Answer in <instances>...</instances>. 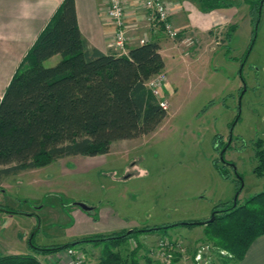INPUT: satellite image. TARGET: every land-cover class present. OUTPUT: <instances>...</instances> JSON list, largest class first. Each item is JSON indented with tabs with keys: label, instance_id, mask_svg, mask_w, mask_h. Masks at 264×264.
<instances>
[{
	"label": "rangeland",
	"instance_id": "374dc122",
	"mask_svg": "<svg viewBox=\"0 0 264 264\" xmlns=\"http://www.w3.org/2000/svg\"><path fill=\"white\" fill-rule=\"evenodd\" d=\"M230 4L234 18L221 19L218 21L221 24L210 33L205 32L203 39L200 37L206 48L197 57L192 55L198 40L192 31L179 32L174 44L161 30L168 43L178 44L186 60H177L172 54L165 56L166 75L162 70L165 79L157 99L165 101L167 114L153 133L114 141L105 154L63 157L1 179L0 206L36 216L37 244L61 245L113 233L70 235L69 231L65 234L66 228L74 224L75 211L82 220L93 216L95 228L110 223V218L97 216L98 204L116 210V216L122 219L117 221L137 224L132 230L209 219L215 206L232 201L238 186L234 172L243 178L239 204L264 189V175L252 173L253 143L264 139V2L254 44L240 76V61L250 44L253 24L244 0ZM187 38L192 44L184 43ZM211 49L216 52L212 53ZM58 59V55L54 56L44 64L51 66ZM228 140L230 145L224 158L236 171L218 160L219 151ZM219 143L220 147H215ZM214 161L228 178L219 174ZM74 202H83L93 210L95 206V214L92 210H81ZM2 216L5 215L0 212ZM32 219L20 221V218L9 224L4 219L0 223V255L25 252L28 247L23 242L35 227L30 224ZM180 228L194 232L185 236L178 233ZM202 231L201 226H179L166 233H144L112 251L127 260L129 252L140 243L138 264H228L230 260L224 256L225 252L203 240ZM17 232L20 235L23 232L20 239L15 237ZM166 241H174L173 247L164 248ZM79 247L87 264H99L101 245L88 243ZM163 250L174 251L178 259L169 262L161 256ZM170 253L172 259L174 255ZM38 258L48 263L55 256L45 254Z\"/></svg>",
	"mask_w": 264,
	"mask_h": 264
},
{
	"label": "trees",
	"instance_id": "16d2710c",
	"mask_svg": "<svg viewBox=\"0 0 264 264\" xmlns=\"http://www.w3.org/2000/svg\"><path fill=\"white\" fill-rule=\"evenodd\" d=\"M195 1L206 11L232 6L224 0ZM263 2H245L250 8L253 30L240 61L242 65L254 44ZM159 50L156 42L144 41L126 54L101 53L82 36L74 0H62L0 97V181L23 170L45 166L55 159L105 154L114 141L153 133L167 114L145 86L164 68ZM57 55L59 59L53 65L44 64ZM229 145L230 142L222 145L225 150L220 156V149L218 160L233 167L224 158ZM253 158L252 173L263 176L264 148L259 139L253 143ZM213 164L223 178H228L216 161ZM234 173L238 186L232 201L215 206L211 211L214 218L207 224H200L204 220L160 224L109 235L96 234L61 245L37 244L35 236L39 229L32 232L36 224L27 240L31 251L0 255V264H42L39 255L55 254L88 243L102 246L99 264H138L140 243L129 252L127 260L112 249L141 234L166 233L179 226L203 227V240L225 252L224 256L230 260L228 264H232L244 256L253 240L264 235V189L239 204L237 198L243 188V178L238 172ZM0 212L25 214L4 206H0ZM170 252L174 257L169 262H175L178 255ZM170 252L165 251V254L171 255ZM146 261L148 263L149 259Z\"/></svg>",
	"mask_w": 264,
	"mask_h": 264
},
{
	"label": "crops",
	"instance_id": "0c3cea01",
	"mask_svg": "<svg viewBox=\"0 0 264 264\" xmlns=\"http://www.w3.org/2000/svg\"><path fill=\"white\" fill-rule=\"evenodd\" d=\"M61 1L62 0H0V97L16 68L20 65L24 56L39 33L44 29ZM234 1L236 0H227L229 3H233ZM246 1L247 0H244V2ZM165 2L170 8L169 18L172 25L180 32L192 31L197 37L196 47L192 53L195 57L206 48L204 43H200V37L202 36L201 38L203 39L205 32L210 33L212 28L216 27L217 24H221L218 22L221 21V19H233L235 14L234 11H232V6L206 11L195 0H165ZM122 4L123 25L127 37V52L140 45V41L143 40L145 42H156L159 45L164 68L166 64L165 56L172 54L177 60L185 59L184 55L178 50V44L173 45L168 43L159 27L146 23L145 11L141 0H122ZM74 5L79 30L89 45L104 54L115 53L110 47L115 29L113 22L107 14L108 0H74ZM173 41L174 44L177 43V40ZM220 50L221 49L218 51ZM214 52L216 51L212 50V53ZM178 54L181 55L179 56ZM221 54L226 57V53L221 52ZM243 65L240 63L239 76ZM164 68L163 71L165 72ZM260 140L264 148V139ZM96 207L99 208L97 209V216L101 218H110V223L108 222L99 228H95L92 219L93 216L88 220H82L81 214L75 211L72 217L74 224L68 227V229L66 228L65 234L69 231H71L70 235L76 233L86 235L102 231L115 232L124 229L131 230L132 227L137 226L135 223H121L117 221V218H119L115 213L117 211H112L111 207L108 205L101 206L98 204ZM96 207L94 206V210L92 208L93 214H95ZM1 213L5 216L0 218V223L3 222L4 219L7 220L5 221L6 224H9V222H13V220L17 221V219L20 220V218V221H28L33 218L30 224L34 227L38 220L32 217V215H29L33 213ZM118 220L122 219L119 218ZM191 230L193 229L180 228L177 231L179 234L186 236ZM21 236H23V232H21V235L18 232L15 234L17 239H20ZM27 240L23 243L28 247ZM30 251L28 247L24 253H29ZM232 264H264V235L253 240L248 246L244 256L240 260L234 263L232 262Z\"/></svg>",
	"mask_w": 264,
	"mask_h": 264
},
{
	"label": "built area",
	"instance_id": "2783aa9c",
	"mask_svg": "<svg viewBox=\"0 0 264 264\" xmlns=\"http://www.w3.org/2000/svg\"><path fill=\"white\" fill-rule=\"evenodd\" d=\"M145 11V21L149 25H154L159 27L165 34V36L171 40H175L179 37V30H177L171 23L169 14L170 8L168 7L165 0H141ZM107 14L114 25V35L110 47L118 55L126 54V43L127 37L123 25V4L122 0H108ZM144 41L141 40L140 43ZM185 44H190V38L184 40ZM192 44V43H191ZM165 76L160 73L155 77L151 78L145 83V86L151 91V93L157 98L159 88L164 82ZM159 105L162 108H166L165 101L158 100ZM174 241H166L164 243V248L173 247ZM181 241L175 243L181 244ZM174 243V244H175ZM176 250V249H175ZM159 252V250H157ZM163 258L169 261L170 255L165 254L163 250L160 253ZM55 258L51 262H44L42 264H87L86 256L84 251L79 248H66L60 252L53 254Z\"/></svg>",
	"mask_w": 264,
	"mask_h": 264
},
{
	"label": "water",
	"instance_id": "95a60500",
	"mask_svg": "<svg viewBox=\"0 0 264 264\" xmlns=\"http://www.w3.org/2000/svg\"><path fill=\"white\" fill-rule=\"evenodd\" d=\"M227 144H229V140L227 141ZM224 150H225L224 148L221 150L220 156L222 155V153L224 152ZM73 204L76 205V206H78L83 211H91L92 210V207L86 205L83 202H74ZM213 218H214V213H211L210 218L209 219H206L204 221H201L200 224H207V223L211 222L213 220ZM37 229H38V225H37V227L32 232L34 233ZM33 233H31V236H32Z\"/></svg>",
	"mask_w": 264,
	"mask_h": 264
},
{
	"label": "flooded vegetation",
	"instance_id": "af4514ba",
	"mask_svg": "<svg viewBox=\"0 0 264 264\" xmlns=\"http://www.w3.org/2000/svg\"><path fill=\"white\" fill-rule=\"evenodd\" d=\"M247 58V57H246Z\"/></svg>",
	"mask_w": 264,
	"mask_h": 264
}]
</instances>
